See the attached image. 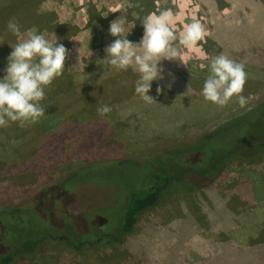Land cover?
<instances>
[{"label": "rangeland", "instance_id": "1", "mask_svg": "<svg viewBox=\"0 0 264 264\" xmlns=\"http://www.w3.org/2000/svg\"><path fill=\"white\" fill-rule=\"evenodd\" d=\"M2 1L0 4L4 3ZM163 1L168 4L155 0L154 6L148 9L133 0H43L37 13L26 1L30 3L24 7L26 20H55L71 30L66 69L73 75V86L69 81L68 90L58 96L51 83L45 90L46 103L43 104L48 105L49 111L45 110L35 123L20 127L18 122H9L6 127H0V137H6L19 149L14 159L7 163L9 167L0 168V208L26 200L34 190L80 167L85 158L134 157L151 149L190 142L225 120L247 112L264 99V11L254 3L256 0H230L231 4H223L227 0H211L216 10L207 0ZM130 4L134 6L129 7ZM137 4L139 6H135ZM164 10L172 14V28L178 37L191 20L202 24L204 36L191 48L177 44L176 60L165 63L174 77L172 87L164 92L168 97L146 103L134 94L136 77L130 70L116 72L103 63L104 48L115 39L107 29L120 15L131 22L133 13L143 16ZM138 21L127 36L131 41H139L142 35ZM19 24L23 28L26 23ZM32 29L21 30L19 37L6 29L1 31L0 37L6 41L0 39V76L4 75L10 45L26 38ZM41 33L47 39L56 38L54 31L43 30ZM209 37L217 41V53L204 47ZM220 54L244 65L247 79L241 95L247 102L243 107L237 103L236 96L224 106H218L201 95L198 83L207 74L209 60ZM172 69L181 70L184 78L188 76L193 82L195 80L190 83L192 87L189 86L192 90H185ZM119 75L123 76V83L117 81ZM109 77L111 81H108ZM168 79L166 75L165 81H154L152 89L157 83H167ZM89 80L92 83H88ZM85 88L94 97L92 104H86L81 111L78 108H69L64 113L55 111L62 109L63 104L73 105L70 100L79 101ZM115 90L118 93L120 90L119 95H123L124 100L115 103L104 117L115 112L112 131H118L129 142L118 145L112 140L110 146L97 147V142L103 144L109 138V132L104 127V117L98 116L96 109L103 101L110 104L102 97L118 99L120 96L110 94ZM70 111L78 113L72 115ZM252 133H259L257 121L253 123ZM26 143L29 149L23 150ZM26 164L28 170H34V179L22 183L15 177L26 172L23 169ZM263 186L264 161L253 165L232 161L212 187L198 194L195 201L173 197L168 203L142 214L138 230L128 235L123 243L103 247L101 251L104 255L117 254L114 264H225L228 261L264 264V237L260 240L264 230ZM108 193L107 188L88 185L58 212L88 211L94 203L104 201ZM237 197L248 203H235ZM221 232L227 237V247L220 250L218 246L216 250L214 244L220 242ZM252 241L255 244L247 248ZM46 253L44 259L37 258L36 264H80L91 257L86 255L82 259L83 256L72 250L50 246ZM95 264L107 262L99 260Z\"/></svg>", "mask_w": 264, "mask_h": 264}, {"label": "trees", "instance_id": "2", "mask_svg": "<svg viewBox=\"0 0 264 264\" xmlns=\"http://www.w3.org/2000/svg\"><path fill=\"white\" fill-rule=\"evenodd\" d=\"M26 1L31 3L33 10L37 13L43 0L2 1L4 3L0 4V34L6 29L9 18L15 17L19 23H26L23 28L20 27V31L29 27L38 32L54 31L55 40L64 44L67 49L71 30L55 20L52 22L26 20L24 7L30 4ZM133 1L150 9L154 6L152 3L155 0ZM207 2L216 10L211 0ZM162 3L168 4V1L162 0ZM254 3L264 11V0H256ZM223 4H231V1L227 0ZM137 23H139L138 20ZM5 41L6 38L2 40V42ZM177 44L178 40L173 42L176 49ZM215 45L217 41L210 37L204 43L207 50L216 52L218 47L216 49ZM166 61H163L165 71H171L169 67H165ZM66 65L65 59L62 75L54 79L50 85L58 96L68 90L69 81L73 83V75L66 69ZM172 71L174 76L183 82L181 83L185 90H192L189 87L193 82L190 77L184 78L181 70L172 69ZM133 76L136 77L134 73ZM111 80L112 78L109 77L108 81ZM117 81L123 83V76L119 75ZM202 84L203 81L199 82L198 87H202ZM245 86L244 83L243 87ZM108 87L111 85L108 84ZM90 93L91 91L85 88L81 92L79 101L70 100L73 105L70 104L67 107V104H63L62 109L58 108L55 111L64 113L69 108H78V111L85 109L86 104H92L94 100ZM119 93L115 90L110 94L120 96ZM150 94L155 100H164L162 97H168L164 93L156 95L155 88L151 89ZM155 96L158 97L155 98ZM104 99L110 101L109 105L112 108L115 107V103L124 100V97L121 95L116 100L111 96L102 97V100ZM45 101V99L41 101L42 107ZM106 103V101L102 102V104ZM47 108L48 105L44 106V109L49 111ZM78 111L75 113L70 111V114L75 115ZM103 119L109 138L103 144L96 141L97 147L110 146L112 140L115 144L124 145L128 140L118 131H112L111 123L116 119V113L113 112ZM256 121L259 130L257 135L252 133L253 123ZM116 127L114 124V128ZM78 147L80 146H74L76 149ZM28 149V144H24L23 150ZM18 150V146L6 137H0V168L9 167L7 163L10 159L11 161L14 159ZM232 161L245 162L249 165L264 161V99L247 112L225 120L190 142L151 149L134 157L85 158L80 167L34 190L26 200L0 208V264H36L37 258L44 259L49 246L72 250L75 254L83 256L82 259L86 255H91L88 260H82L80 264H95L99 260L114 264L117 261L115 260L117 254L104 255L101 251L103 247L123 243L128 235L138 230V220L142 214L168 203L173 197L178 196L195 201L198 194L205 193L212 187ZM28 167L26 164L23 168L26 172L15 177V180H22V183L33 181L31 179H34L32 178L34 170H28ZM88 185L107 188L109 193L105 200L99 204L94 203L88 211L58 212L63 204L75 198L80 190ZM234 201L238 204L248 203L241 202L238 197L234 198ZM220 235V242L214 244L215 249L219 246V249L224 250L227 247V242L225 243L227 237L223 232ZM263 237L264 230L261 232L260 240ZM254 244L255 242L252 241L247 248ZM225 264L238 263L228 261Z\"/></svg>", "mask_w": 264, "mask_h": 264}, {"label": "clouds", "instance_id": "3", "mask_svg": "<svg viewBox=\"0 0 264 264\" xmlns=\"http://www.w3.org/2000/svg\"><path fill=\"white\" fill-rule=\"evenodd\" d=\"M132 15L131 22L120 15L109 23L107 31L115 39L104 48L102 61L113 71L134 73V94L151 103L155 100L150 95L154 81H165L166 75L169 78L163 85L156 84V95L170 89L174 82L172 73L166 74L163 65L165 60H176L178 51L173 42L178 40L180 45L191 48L203 39L204 29L199 21L191 20L178 37L169 11ZM138 19L143 32L139 41H131L127 36ZM5 27L13 36H20V24L15 17L9 18ZM10 47L4 75L0 76V127H6L9 122H18V126L23 127L44 115L41 101L45 90L62 75L68 50L64 44L47 39L34 28L27 32L26 38L18 39ZM246 79L242 63L220 54L209 60L200 92L204 100L218 106H224L236 96L237 103L243 107L247 98L241 93ZM96 112L104 117L111 112V106L100 104Z\"/></svg>", "mask_w": 264, "mask_h": 264}]
</instances>
